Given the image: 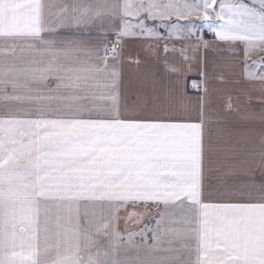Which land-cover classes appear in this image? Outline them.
<instances>
[{"label": "snow or ice", "instance_id": "snow-or-ice-1", "mask_svg": "<svg viewBox=\"0 0 264 264\" xmlns=\"http://www.w3.org/2000/svg\"><path fill=\"white\" fill-rule=\"evenodd\" d=\"M205 29L242 43L245 67H258L245 78L260 83L261 110L240 118L264 124V60L247 61L264 50V0H0V264H264V183L209 186L214 172H264V128L251 151L222 129L214 137L208 82L194 85L204 96L193 120L168 104L183 92L159 68L150 92L128 101L121 90L126 39L163 40L160 68L181 78L201 47L217 46ZM222 111H239L232 97ZM148 205L155 227L125 243L120 211Z\"/></svg>", "mask_w": 264, "mask_h": 264}, {"label": "crops", "instance_id": "crops-1", "mask_svg": "<svg viewBox=\"0 0 264 264\" xmlns=\"http://www.w3.org/2000/svg\"><path fill=\"white\" fill-rule=\"evenodd\" d=\"M60 2H64V0H60ZM67 2H71V0H67ZM161 31L164 30L161 29ZM58 32L60 38H72V32L69 29H58ZM107 39L110 42H114L115 37L109 35ZM203 39L217 43L213 34L207 29L204 30ZM193 42L195 41L190 40L186 43ZM163 43V40L156 41L151 38L125 40L122 45L121 54L117 58L118 70L121 73V90L124 98L128 101L134 100L136 98L135 93L141 87L150 92V79L152 73L159 68L160 71L157 74V78L161 79L165 86L169 82L175 83L176 80L179 79L180 88L183 92L182 99L180 96H174L168 101V104L176 108L182 103L187 109L183 114L195 120L198 116L197 101L200 97L204 96V93L198 91L194 85L203 87L204 84L208 82L209 95L207 104L208 116L205 121L206 132L209 129L212 130L213 136L215 137L216 130L222 129L221 135L227 137L231 134L234 139L239 140L238 147L241 152L251 151L253 144L258 142L257 134L264 128V124L259 121H244L240 118L242 111L245 109L251 108L257 113L261 110L260 83L245 78L246 71H257L258 67H245L246 58L243 55V44L237 43L234 48H229L223 43H217L216 47L208 49L201 47L196 60L186 66L181 78H177L175 76L164 75L162 68H160L157 54H159V58L162 60L163 53L159 51V48ZM149 44L153 46L152 51L148 49ZM134 60H139L140 63H134ZM261 60H264V50L250 53L247 57L248 62ZM220 76L223 77L222 81L218 79ZM228 97L233 98L234 108L239 109V111H232L230 113H224L222 111ZM249 98L252 101L251 104L248 103ZM0 111H2V109H0ZM218 115H226L227 122L225 124L209 123V121H215ZM236 132L240 133L239 137L235 135ZM239 158L242 160L246 159L243 155ZM251 174L252 180L255 181V168L252 169ZM241 176L246 178H240ZM212 177L217 183L215 188L220 189L221 187L223 188L225 184H237L245 179L249 182L250 169L245 167L244 170L239 171L233 176H223L221 173L214 172ZM218 185H220V188H218ZM148 206L150 207L146 210L156 215L159 209L152 205ZM90 207L97 215L106 214V208L103 205L95 204ZM141 209L142 208L135 209L132 206H129L127 209H122L119 213L120 219L118 225L115 223L113 224V229L118 227L119 233L123 237L125 243H129L127 231L133 227V224H131L132 220L127 219V216L130 211L143 214L145 210ZM81 239L83 241L84 238L82 237ZM130 243L136 246L140 245L141 241L131 240ZM144 243L151 244L152 242L146 241ZM120 251H129V249H121Z\"/></svg>", "mask_w": 264, "mask_h": 264}, {"label": "rangeland", "instance_id": "rangeland-1", "mask_svg": "<svg viewBox=\"0 0 264 264\" xmlns=\"http://www.w3.org/2000/svg\"><path fill=\"white\" fill-rule=\"evenodd\" d=\"M251 172H252V169H250V181L249 182H247L245 179V180H241L240 183H237L236 185L246 186V185H253L254 184L256 186H259L261 183H264V172H262L259 168H255V181L252 180ZM241 175H243V174H241ZM212 178H211V182H210L209 186L216 189L215 185H217V183ZM240 178H246V177L241 176ZM218 188H220V185H218ZM216 190H218L219 192H222V193H225L227 191V189L225 187H223V188L221 187L220 189H216ZM149 207L150 206H146V207L137 206V207H135V209L142 208L145 210V212L143 214L142 213L138 214L137 216L132 217L130 219V220H132L131 224H133V227H131V229L129 231H127V237L130 234H133L132 240H140L141 241V235L139 234L141 232V230L145 229L146 227L147 228L155 227V222H154L153 218L156 217V215L155 214L153 215V213L146 210ZM131 212H133V211H130V213ZM146 241H151L148 238V235L144 236V242H146Z\"/></svg>", "mask_w": 264, "mask_h": 264}]
</instances>
